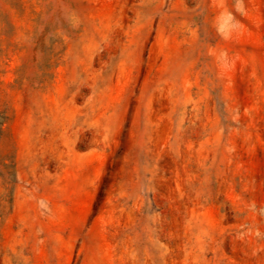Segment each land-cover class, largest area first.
I'll return each instance as SVG.
<instances>
[{"label":"rangeland","instance_id":"rangeland-1","mask_svg":"<svg viewBox=\"0 0 264 264\" xmlns=\"http://www.w3.org/2000/svg\"><path fill=\"white\" fill-rule=\"evenodd\" d=\"M0 264H264V0H0Z\"/></svg>","mask_w":264,"mask_h":264}]
</instances>
